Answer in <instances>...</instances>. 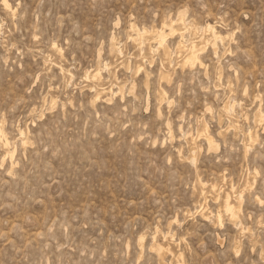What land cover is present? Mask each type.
Returning <instances> with one entry per match:
<instances>
[{
    "label": "rangeland",
    "instance_id": "obj_1",
    "mask_svg": "<svg viewBox=\"0 0 264 264\" xmlns=\"http://www.w3.org/2000/svg\"><path fill=\"white\" fill-rule=\"evenodd\" d=\"M8 1L0 264H264V0Z\"/></svg>",
    "mask_w": 264,
    "mask_h": 264
},
{
    "label": "bare ground",
    "instance_id": "obj_2",
    "mask_svg": "<svg viewBox=\"0 0 264 264\" xmlns=\"http://www.w3.org/2000/svg\"><path fill=\"white\" fill-rule=\"evenodd\" d=\"M3 1V6L6 10L8 11H13V7L12 5L10 4V2L8 0H2ZM179 18V17H178ZM205 29V28H204ZM207 31L209 32H212L214 34V38L217 39V40H223V38L221 36H219L217 34V31L215 30L214 27L212 26H208L207 28ZM156 34H157V40H158V44L160 47H162L164 45V42H165V39L166 37H168L169 34H175L176 31H173L172 33H166V31L163 30H156L154 31ZM170 32V31H169ZM157 44V45H158ZM164 47V46H163ZM197 45L195 44H192L191 47H189V52L188 54L186 55L185 57V64H195L197 61H199L200 57H199V54H198V49H197ZM56 48V47H55ZM59 51V50H58ZM193 66V65H192ZM98 72V71H97ZM98 75H100L99 73H94L92 76L94 78H97ZM103 91V90H102ZM105 91V90H104ZM103 92H98L97 93V98L100 97V95L102 94ZM5 134H4V130L3 128L1 127L0 125V137H3ZM209 143L211 144V146L213 145V140L212 138L209 137ZM7 147V146H6ZM8 155H10L12 157V154L11 153H8ZM225 204H224V210L225 212L227 213V215H229V217L231 218L232 221H235L237 219V210H238V207L236 204H233L229 201V194L227 196V199L225 200ZM141 242V241H140ZM158 250V253L159 255L161 256H166L168 254H171L172 251H171V248L166 246V245H160L158 246L157 248ZM175 255V254H173Z\"/></svg>",
    "mask_w": 264,
    "mask_h": 264
}]
</instances>
